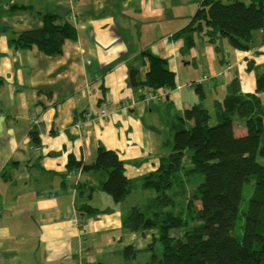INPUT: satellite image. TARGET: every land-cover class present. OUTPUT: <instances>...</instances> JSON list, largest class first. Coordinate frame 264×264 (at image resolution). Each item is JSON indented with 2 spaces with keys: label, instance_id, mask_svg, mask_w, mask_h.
Masks as SVG:
<instances>
[{
  "label": "crops",
  "instance_id": "obj_1",
  "mask_svg": "<svg viewBox=\"0 0 264 264\" xmlns=\"http://www.w3.org/2000/svg\"><path fill=\"white\" fill-rule=\"evenodd\" d=\"M201 1L0 0V264L126 262L120 251L132 243L125 232H137L123 227L125 215L116 208L76 210L75 185L88 189L98 174L67 171V159L72 154L90 162L104 146L124 161L128 177L156 172L168 154L163 142L171 117L199 102L213 110L235 75L247 90L244 78L252 70H246V56L224 37L214 43L196 38L193 46L174 37ZM15 3L24 7L13 9ZM47 11L59 14L58 24L76 27V40H66L61 53L6 45L11 32L41 26ZM143 52L166 58L175 76L172 89H156L155 105L143 97L154 91L143 83ZM131 69L139 88L130 84ZM33 128L40 134L38 146L30 141ZM154 134H160L157 141ZM112 255L120 262L107 261Z\"/></svg>",
  "mask_w": 264,
  "mask_h": 264
},
{
  "label": "trees",
  "instance_id": "obj_2",
  "mask_svg": "<svg viewBox=\"0 0 264 264\" xmlns=\"http://www.w3.org/2000/svg\"><path fill=\"white\" fill-rule=\"evenodd\" d=\"M11 7L24 6L15 3ZM58 19V13L47 11L41 26L11 32L5 43L15 49L34 46L47 55L59 54L66 40H76L77 30L70 21L58 24ZM255 32H259L263 44L264 0H202L190 22L174 37L183 36L187 46H193L196 38L214 43L222 36L234 49L247 53L255 41ZM142 55L148 64L143 83L153 90L172 89L175 76L166 58L149 52ZM245 58L246 69L258 70L253 90L244 91L240 77L235 75L227 85L226 95L214 100L212 114L199 102L171 117L167 123L169 135L163 142L168 154L160 159L156 172L128 177L124 161L116 151L104 146H98L90 162L68 156L67 171L80 169L98 174L97 183L88 189H83V184L75 185L77 198L87 190L91 198L93 191L99 189L119 203L137 189H152L157 201L166 205L174 199L166 191L177 185L178 193L184 195L185 183H193L200 176L201 181L186 204V212H192L189 218L193 225L174 213L173 206L166 209L160 205L149 217L144 214L147 209L139 204L128 209L122 219L124 228L143 235L145 231L159 230L160 250L154 251L150 243L144 247L151 255L143 264H264V245L256 240L264 238V54L261 64ZM195 91L200 100L205 97L199 84ZM234 117L243 120L246 133L235 134ZM29 137L33 145L40 144L38 130L31 129ZM75 207L85 214L112 210L93 206L88 199L76 202ZM183 224L187 226L180 230ZM138 251L127 244L120 252L131 262Z\"/></svg>",
  "mask_w": 264,
  "mask_h": 264
},
{
  "label": "rangeland",
  "instance_id": "obj_3",
  "mask_svg": "<svg viewBox=\"0 0 264 264\" xmlns=\"http://www.w3.org/2000/svg\"><path fill=\"white\" fill-rule=\"evenodd\" d=\"M245 2H249V0H245ZM254 37H255V41L253 42V45H252V48L250 49V51L247 53L242 52V54L247 57V56H251V54L254 53V55L251 57V58H253V62H255V64H261L263 61L264 43L262 44L259 40V32H255ZM261 45L263 47H260ZM246 70L244 72H246ZM255 71L256 72L258 71L256 69V67H254V69L251 71V73L255 74ZM248 72L249 71L246 72L247 73L246 79L244 78V82H245L244 87L247 88V90L249 89L250 91H252L253 88L251 86V83H252L253 79L251 81V73H248ZM2 75H4V74L2 73V71H0V78ZM143 76H144L143 73L140 71L139 74L137 75V79L140 80L143 78ZM135 88H139V85H136ZM261 98H262V101L264 104V92L261 93ZM159 101H160V103H163L164 97H161L159 99ZM210 112H211V114L213 113L212 108H211ZM211 123H214V119L211 121ZM263 126H264V117H263ZM233 127H234L235 134H237V135H241V134L246 133V129L244 127L243 120L238 118V117L233 118ZM154 137H155V140L159 139L160 134H154ZM196 178L197 179L194 180L193 183H185L186 191L184 192L185 193L184 195L181 192L178 193L180 186H177V185H175L173 189L166 191L168 195H171L174 198L172 201H169V203L167 202L166 205H164V201L162 202V200L157 201V199L155 197L156 194L152 189H147V190L137 189V190L133 191L131 194H129L126 197V199H124L123 201H121L119 203H114L108 193H106L102 190H94L91 198H88V196H87L88 192H86L83 197L77 199V202L80 203L84 199H88L89 202L93 206H99L101 208L113 207V208L118 209L120 211V213H122L123 215H127L128 209L131 205L139 204V205L143 206V208L147 209L146 212H144L146 217L152 216V212L157 211L161 206L162 207L166 206V209H171L170 206H173L174 211H176L174 213L181 214L183 216V218L188 221L189 225L190 224L193 225L191 223L192 219L189 218V214L192 212H186L188 210V208H186V204H187L189 195L195 193L196 186L201 181L200 176H197ZM175 191H177V192H175ZM193 199H195V198H193ZM254 208L255 207L251 206L250 210L254 211ZM186 226H187V224H183L182 226H180L179 229L180 230L182 228L184 229ZM145 232H147V233L145 235H143V233H141L140 231H137V237L134 235H128L125 232L126 238L129 239V241H131L132 245L135 248L139 249V251L137 252L136 257L134 259H132V261H131L132 263L127 262L125 260L126 262L122 263V264H129V263L130 264H135V263L136 264H143V263H146L147 260L149 259L150 255H151V251L144 250L143 248L148 246L149 243L152 245L154 251L160 250V243L158 241L159 230L154 229V230L145 231ZM114 233L115 232L111 231L109 234L111 235ZM131 233L135 234V232H131ZM116 234H118V233H116ZM119 234L121 235V233H119ZM98 236H99V239H102V240L105 239L104 233H99ZM256 240L264 245V238L256 237ZM140 247H143V248H140ZM107 259H108L107 261H109L110 263H119L120 262L119 257H116L114 255L108 256Z\"/></svg>",
  "mask_w": 264,
  "mask_h": 264
},
{
  "label": "built area",
  "instance_id": "obj_4",
  "mask_svg": "<svg viewBox=\"0 0 264 264\" xmlns=\"http://www.w3.org/2000/svg\"><path fill=\"white\" fill-rule=\"evenodd\" d=\"M187 85L190 86V83H188ZM143 97L145 101L149 103V105H155L160 95L157 91L150 90V91H147ZM85 119H89V114L85 116ZM34 123L36 124L35 120H34Z\"/></svg>",
  "mask_w": 264,
  "mask_h": 264
},
{
  "label": "water",
  "instance_id": "obj_5",
  "mask_svg": "<svg viewBox=\"0 0 264 264\" xmlns=\"http://www.w3.org/2000/svg\"><path fill=\"white\" fill-rule=\"evenodd\" d=\"M136 70L131 69L129 71V81L131 85H137V82L135 81V76H136Z\"/></svg>",
  "mask_w": 264,
  "mask_h": 264
}]
</instances>
